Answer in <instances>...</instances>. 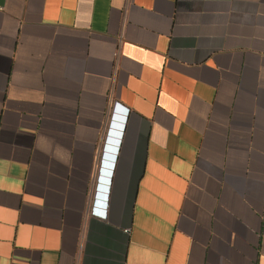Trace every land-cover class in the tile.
Returning <instances> with one entry per match:
<instances>
[{"label": "crops", "instance_id": "1", "mask_svg": "<svg viewBox=\"0 0 264 264\" xmlns=\"http://www.w3.org/2000/svg\"><path fill=\"white\" fill-rule=\"evenodd\" d=\"M0 264H264V0H0Z\"/></svg>", "mask_w": 264, "mask_h": 264}, {"label": "water", "instance_id": "2", "mask_svg": "<svg viewBox=\"0 0 264 264\" xmlns=\"http://www.w3.org/2000/svg\"><path fill=\"white\" fill-rule=\"evenodd\" d=\"M117 108L122 112L124 111V107L122 105H118ZM121 121H123V118L120 119V124H115V117L112 116V120L110 122L109 125V130L107 132V137L105 140V147L104 149L108 150V144H114L117 145L120 141L119 136L121 135L120 129L122 128V123ZM107 157V155L105 154V158ZM105 165V163H103ZM104 171L103 169L100 170V176L104 175ZM99 176L98 181H102L101 177ZM107 182V181H106ZM100 188V186L98 187ZM97 196H101L100 193L98 192L96 194Z\"/></svg>", "mask_w": 264, "mask_h": 264}, {"label": "built area", "instance_id": "3", "mask_svg": "<svg viewBox=\"0 0 264 264\" xmlns=\"http://www.w3.org/2000/svg\"><path fill=\"white\" fill-rule=\"evenodd\" d=\"M119 105V103L118 102H116L115 103V107H114V110H116L117 109V106ZM123 112V114H122V117L124 118H126V116H127V114H128V109L127 108H125L124 107V111H122ZM115 114H113V116H114ZM97 205H101L98 201H96L95 202V205L93 206V209H92V213H94V214H101V215H105L104 213H103V211L101 210V209H99V207H97ZM97 210H98V212H97Z\"/></svg>", "mask_w": 264, "mask_h": 264}]
</instances>
